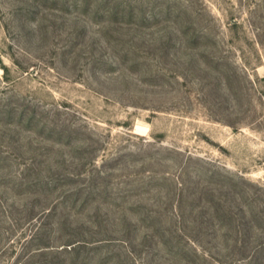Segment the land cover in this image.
I'll return each mask as SVG.
<instances>
[{
	"label": "rangeland",
	"instance_id": "374dc122",
	"mask_svg": "<svg viewBox=\"0 0 264 264\" xmlns=\"http://www.w3.org/2000/svg\"><path fill=\"white\" fill-rule=\"evenodd\" d=\"M159 2L203 44L125 59L164 26L0 0V264H250L264 243V0Z\"/></svg>",
	"mask_w": 264,
	"mask_h": 264
},
{
	"label": "trees",
	"instance_id": "16d2710c",
	"mask_svg": "<svg viewBox=\"0 0 264 264\" xmlns=\"http://www.w3.org/2000/svg\"><path fill=\"white\" fill-rule=\"evenodd\" d=\"M57 4H60L62 11L68 8H74L83 16H93L97 23L105 24V30H109V33L115 31L118 35L123 36L124 32L131 33V30L135 29L137 35L143 33V29L150 25L164 26L166 35L160 36L157 43L147 44L146 39L143 38L140 42H132L135 39L132 36L126 40V34L122 42L131 44L129 49L123 52L122 57L127 58L131 56H140L141 54H155L160 58L170 59L172 51H175L177 55L193 51L194 48L203 44L205 40V34L203 27L197 28L195 20H191L190 6L180 4L181 7L173 4H169L168 8L164 9L166 4L157 0L153 2H147L150 8L151 15L147 12V9H140L139 5L133 3L132 0H55ZM137 2V1H136ZM142 3L143 0L141 1ZM193 17V14H192ZM168 36V37H167ZM119 41V40H118ZM121 41V40H120ZM146 43L144 44L143 43ZM129 44V45H130ZM144 44V45H143ZM147 45V47H145ZM132 58V57H131ZM194 58V57H193ZM33 121V119L31 120ZM259 214V213H258ZM256 217V216H255ZM79 243V244H78ZM66 246H72L63 248V252L72 254L78 252L80 249L87 246L86 240L84 242L77 241ZM75 245V246H73ZM199 256V252H195ZM203 258V256H202ZM77 260V259H76ZM264 260V243H262L256 249L253 256V260L250 264L256 263L262 264Z\"/></svg>",
	"mask_w": 264,
	"mask_h": 264
}]
</instances>
